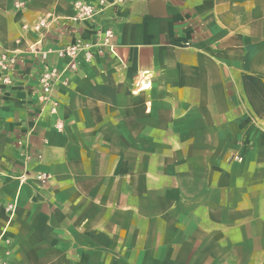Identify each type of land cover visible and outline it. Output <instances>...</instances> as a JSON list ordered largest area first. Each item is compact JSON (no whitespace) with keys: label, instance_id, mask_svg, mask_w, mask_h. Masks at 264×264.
Instances as JSON below:
<instances>
[{"label":"crops","instance_id":"obj_1","mask_svg":"<svg viewBox=\"0 0 264 264\" xmlns=\"http://www.w3.org/2000/svg\"><path fill=\"white\" fill-rule=\"evenodd\" d=\"M75 1L94 2L0 0V48L24 56L10 85L0 70V261L264 264V0H123L68 24L46 45L95 58L40 114L24 26Z\"/></svg>","mask_w":264,"mask_h":264},{"label":"built area","instance_id":"obj_2","mask_svg":"<svg viewBox=\"0 0 264 264\" xmlns=\"http://www.w3.org/2000/svg\"><path fill=\"white\" fill-rule=\"evenodd\" d=\"M123 0H115L109 3L107 0H94L93 3H86L84 1H75L73 3L74 15L67 19H60L54 15H47L39 18L33 25H25V31H33L38 33L39 38L36 42L28 45L24 55L31 56L37 66L39 67V85L41 88L40 96V114L49 111L51 115H58L59 103L55 100V88L62 84L69 85V80L65 75L69 72L76 73L79 70V58H84L88 63L92 62L95 58L94 49L97 45L90 41L78 37L74 43L55 49L48 47L46 41L54 36L55 32L64 31L68 24L81 26L85 23L95 21L97 17L102 14L109 7H117ZM23 3H15V8H22ZM99 34L104 35V42L100 47H110L111 40L114 38L115 33L112 28L100 29ZM51 40V39H50ZM24 57V56H23ZM22 55L17 52H10L0 48V70L3 73L2 83L10 85L12 82L11 75L15 73L19 64L24 62ZM64 62L62 68L58 65ZM2 90L0 89V95ZM56 128L59 131L64 130V123L57 120ZM32 157L26 155V160ZM21 181L27 182L30 175L26 172L21 177ZM39 184L45 185L49 183L51 175L46 172H37L34 178ZM12 204L8 205L7 210H12ZM0 264H7L5 261H0Z\"/></svg>","mask_w":264,"mask_h":264},{"label":"rangeland","instance_id":"obj_3","mask_svg":"<svg viewBox=\"0 0 264 264\" xmlns=\"http://www.w3.org/2000/svg\"><path fill=\"white\" fill-rule=\"evenodd\" d=\"M28 182V181H27Z\"/></svg>","mask_w":264,"mask_h":264}]
</instances>
